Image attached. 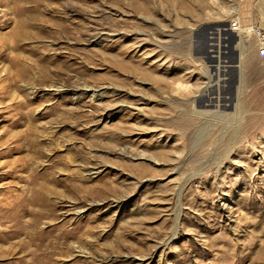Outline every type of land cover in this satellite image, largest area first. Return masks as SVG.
I'll use <instances>...</instances> for the list:
<instances>
[{
  "label": "rangeland",
  "instance_id": "374dc122",
  "mask_svg": "<svg viewBox=\"0 0 264 264\" xmlns=\"http://www.w3.org/2000/svg\"><path fill=\"white\" fill-rule=\"evenodd\" d=\"M256 3L0 0V256L33 168L62 195L54 264H264V60L229 29Z\"/></svg>",
  "mask_w": 264,
  "mask_h": 264
},
{
  "label": "bare ground",
  "instance_id": "6f19581e",
  "mask_svg": "<svg viewBox=\"0 0 264 264\" xmlns=\"http://www.w3.org/2000/svg\"><path fill=\"white\" fill-rule=\"evenodd\" d=\"M35 5L30 8V11H38V4ZM67 21V19L59 17V22H57L56 28L51 33L39 30L42 34L50 37H67L71 33L69 26L65 24ZM212 35L216 36L214 32H212ZM239 38L249 39L248 31L242 30L239 33ZM96 96L98 95L93 93V97ZM54 164L51 163L47 168H52ZM29 169L30 172L25 180L27 188H24L20 196L13 200V204L24 202L23 209L19 211V214H21H16L14 217L7 214L10 219H7L4 223L8 225L1 230V233L13 235L11 237L15 238L16 241L12 242L9 250L1 253V256L14 257L20 253L12 264H54L53 261L56 260L54 257L63 255L61 251L65 245L66 234L63 231L64 223L57 222L55 204L49 197H62V195L61 192L59 193L46 184L54 182L46 171L36 173L33 168ZM73 175H76L75 179L80 181L78 172L75 171ZM39 180L42 183H39ZM71 187L73 191L78 192V195H76L78 198L80 195L83 196L84 189L80 185H72ZM75 205L62 206L61 209L73 210ZM42 224H47L48 230L45 231L44 227H41ZM81 236H83V232L77 237L80 239Z\"/></svg>",
  "mask_w": 264,
  "mask_h": 264
},
{
  "label": "built area",
  "instance_id": "2783aa9c",
  "mask_svg": "<svg viewBox=\"0 0 264 264\" xmlns=\"http://www.w3.org/2000/svg\"><path fill=\"white\" fill-rule=\"evenodd\" d=\"M230 31L240 33L242 30H247L249 33V41L254 45L256 56L258 59L264 60V29L258 24H242L240 20L234 19L229 25ZM248 40V39H247Z\"/></svg>",
  "mask_w": 264,
  "mask_h": 264
},
{
  "label": "water",
  "instance_id": "95a60500",
  "mask_svg": "<svg viewBox=\"0 0 264 264\" xmlns=\"http://www.w3.org/2000/svg\"><path fill=\"white\" fill-rule=\"evenodd\" d=\"M194 34H195L194 38L197 44L196 52L198 54L209 53L210 52L209 47L211 46V42L212 40H215L214 35H212V33L210 32V29H208L207 26H203L198 28L197 30H194Z\"/></svg>",
  "mask_w": 264,
  "mask_h": 264
},
{
  "label": "crops",
  "instance_id": "0c3cea01",
  "mask_svg": "<svg viewBox=\"0 0 264 264\" xmlns=\"http://www.w3.org/2000/svg\"><path fill=\"white\" fill-rule=\"evenodd\" d=\"M255 10L257 12L256 18H250L249 16L239 15L238 19L242 24H258L261 28L264 29V0H256Z\"/></svg>",
  "mask_w": 264,
  "mask_h": 264
}]
</instances>
